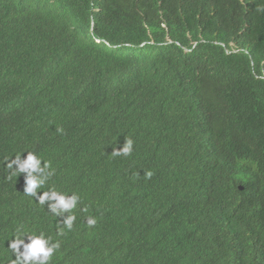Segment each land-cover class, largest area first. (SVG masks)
Listing matches in <instances>:
<instances>
[{
    "label": "trees",
    "instance_id": "obj_1",
    "mask_svg": "<svg viewBox=\"0 0 264 264\" xmlns=\"http://www.w3.org/2000/svg\"><path fill=\"white\" fill-rule=\"evenodd\" d=\"M23 150L81 196L62 237ZM21 224L52 264H264V0H0V264Z\"/></svg>",
    "mask_w": 264,
    "mask_h": 264
},
{
    "label": "clouds",
    "instance_id": "obj_2",
    "mask_svg": "<svg viewBox=\"0 0 264 264\" xmlns=\"http://www.w3.org/2000/svg\"><path fill=\"white\" fill-rule=\"evenodd\" d=\"M57 132L63 133V128L58 127ZM133 140L126 138L120 148H113L112 156L128 157L133 152ZM24 153H27L25 156ZM3 165L9 172V179L24 174L23 194L35 200L41 207H46L49 215L55 218V233L62 237L66 231H71L76 222L75 210L82 203L79 193L72 192L70 195L58 190L50 184L56 175L51 161L38 155L35 151L23 150L11 157H4ZM133 175H139L134 173ZM146 179L153 175L152 171L144 173ZM45 186L48 190L44 191ZM87 211V206L80 209ZM89 229L97 224L95 216L85 218ZM6 247L10 253L9 264H52L53 257L60 248V240L42 230H32L24 225L17 226ZM14 257V258H13Z\"/></svg>",
    "mask_w": 264,
    "mask_h": 264
},
{
    "label": "bare ground",
    "instance_id": "obj_3",
    "mask_svg": "<svg viewBox=\"0 0 264 264\" xmlns=\"http://www.w3.org/2000/svg\"><path fill=\"white\" fill-rule=\"evenodd\" d=\"M47 99V98H46Z\"/></svg>",
    "mask_w": 264,
    "mask_h": 264
}]
</instances>
